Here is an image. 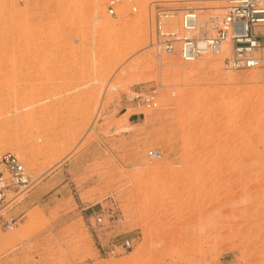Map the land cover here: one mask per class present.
<instances>
[{
    "label": "rangeland",
    "instance_id": "rangeland-1",
    "mask_svg": "<svg viewBox=\"0 0 264 264\" xmlns=\"http://www.w3.org/2000/svg\"><path fill=\"white\" fill-rule=\"evenodd\" d=\"M228 1L134 0L113 17L110 0H0V157L36 180L17 226L0 221V264H264V62L231 75L225 53L150 47V10ZM153 85L160 107L139 115Z\"/></svg>",
    "mask_w": 264,
    "mask_h": 264
},
{
    "label": "built area",
    "instance_id": "built-area-1",
    "mask_svg": "<svg viewBox=\"0 0 264 264\" xmlns=\"http://www.w3.org/2000/svg\"><path fill=\"white\" fill-rule=\"evenodd\" d=\"M123 5H130L132 12L138 11L134 0H110L109 15L117 17V8ZM222 11L210 13L205 8L191 5L178 14L173 9L156 7L149 12L150 47L159 55H178L184 63L209 54L225 53L228 56L225 65L229 70L234 69V63L240 64L239 72L261 66L264 62V0H230ZM173 15H179L180 19L173 22ZM172 27L179 30H172ZM132 106L139 115L157 110L160 107L159 86L136 91ZM149 155L156 159L162 154L152 150ZM35 183L18 154L8 151L0 157V221L5 230L17 226V218L10 216L9 211ZM105 218L106 213L102 210L95 214L91 223L98 239V230L105 224ZM133 243L134 240H127L117 245L130 248Z\"/></svg>",
    "mask_w": 264,
    "mask_h": 264
},
{
    "label": "bare ground",
    "instance_id": "bare-ground-1",
    "mask_svg": "<svg viewBox=\"0 0 264 264\" xmlns=\"http://www.w3.org/2000/svg\"><path fill=\"white\" fill-rule=\"evenodd\" d=\"M173 18L176 19L177 17H176V16L174 17V15H173ZM174 22H175V21H174ZM146 47H149V45H147ZM227 57H228V56H226V58H227ZM192 62H193V61H192ZM164 63H165V62H164ZM166 64H169V63H166ZM170 65L172 66V68L174 69V71H176V72H181L180 69H177V68L174 67L175 63L173 64V63L171 62ZM233 66H234V69H230L229 72H230L231 75H236V74L239 72L241 66H240L239 63H234ZM169 190L171 191L172 188L169 189Z\"/></svg>",
    "mask_w": 264,
    "mask_h": 264
},
{
    "label": "crops",
    "instance_id": "crops-1",
    "mask_svg": "<svg viewBox=\"0 0 264 264\" xmlns=\"http://www.w3.org/2000/svg\"><path fill=\"white\" fill-rule=\"evenodd\" d=\"M14 218H19V217H16V216H13ZM17 223H18V220H17Z\"/></svg>",
    "mask_w": 264,
    "mask_h": 264
}]
</instances>
